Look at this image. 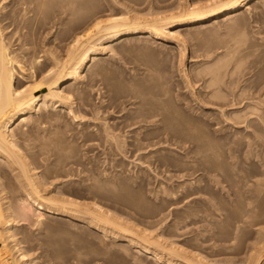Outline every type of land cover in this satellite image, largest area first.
<instances>
[{
	"label": "rangeland",
	"instance_id": "obj_1",
	"mask_svg": "<svg viewBox=\"0 0 264 264\" xmlns=\"http://www.w3.org/2000/svg\"><path fill=\"white\" fill-rule=\"evenodd\" d=\"M39 1L0 0V16L6 12L8 17L3 24L15 20L20 25V41L14 44L27 60L53 58L46 52L65 56L74 38L113 10L161 18L178 13L186 2H207L76 0L64 16L59 0H45L43 6ZM189 29L176 30L186 43L182 62L176 41L119 39L105 45L97 60L92 57L83 68L82 81L74 84V110L86 107L78 119L49 106L29 125L34 146L45 138L63 137L70 151L27 154L40 176L44 169L39 165L50 158V170L59 176L54 182L67 180L64 185L73 187L64 198L85 204L79 208L82 213L77 211L81 215L95 202L124 222L159 235L155 239L161 237V242H178L215 263L244 264L264 238V6L232 24ZM97 111L99 119L93 116ZM56 116L60 127L52 119ZM133 119L143 122L142 132L162 142L154 156L164 162L163 168L159 162L146 167L138 159L140 153L132 154L136 137L124 126ZM104 126L121 127L116 132L121 149L104 138ZM162 171H170L173 178ZM67 174H72L69 179ZM1 182L12 197L10 180L2 176ZM183 187L191 194L199 192L183 199L180 192L172 198L164 191ZM43 212L41 223L15 213L17 225L6 243L19 244L33 264H164L113 238V229L107 234L85 222Z\"/></svg>",
	"mask_w": 264,
	"mask_h": 264
},
{
	"label": "bare ground",
	"instance_id": "obj_2",
	"mask_svg": "<svg viewBox=\"0 0 264 264\" xmlns=\"http://www.w3.org/2000/svg\"><path fill=\"white\" fill-rule=\"evenodd\" d=\"M44 1H39V5L43 6L45 4ZM75 1L59 0L62 15H68V11L75 4ZM186 3L181 4L182 6L178 13L170 14L166 17L163 16L164 18H160V15H158L159 18H152L147 15L146 17L148 18L135 16L132 12V15L128 12L126 13L128 10L125 11L124 9L125 12L121 14H118L120 11L116 13L111 10L114 14L111 12V15L107 14L106 17L104 16L105 18L102 17L96 20L94 24L92 21L91 27L88 28V26L86 32L82 31V35L74 38L68 49L66 48L65 56L61 55L62 58H56L52 52H46L49 57H53L48 58V61H42L41 58L43 57L41 56H35L31 60H27L25 56L17 53L19 49L15 48L16 45L14 43L20 41V25L16 24L15 20H12L13 22L11 23L9 22L8 25H4L3 21L8 17H6V12H2L5 14L2 17L0 16V172L3 177L10 180L14 195L12 197L6 195L1 176L0 240L3 245L0 250V264H33L32 260L27 257L28 255L22 251V247H18L19 244L15 243L14 245L13 243V246L9 247L6 243L8 240H12L14 233L11 230L17 225L14 217L15 213L23 218H35L37 223H41L44 218L43 211L55 213V215L58 214L63 218H73L75 221L85 222L100 232H106L108 228L113 229V238L125 241L129 246L135 248L136 253L151 254L152 259L158 263L179 264L176 261H180L181 264H219L208 260L199 253L196 254V252L188 250L184 246L179 245L178 242L168 240L170 242L166 244L167 239L165 240L164 238L165 243L161 242V237H159L160 240L155 239L157 235L154 236V232L152 236L151 231L148 232L147 229H141L142 227L138 228L131 221V224L124 222L125 220L123 221L121 216V219H119L116 217L117 215L115 216L114 213L103 209L95 202H93L91 209L89 207L83 208L86 210V215H81L78 213L79 210L81 212L79 208L84 207L85 204L81 205L82 202H75L76 199L64 198L63 194L69 192V188L73 190V187L64 185L69 183L67 180L65 182L63 180V183L61 181L60 183L54 182L59 176L57 177L50 170L48 164L50 158H44L43 161L47 163L39 165V167L44 169L43 174L40 176V172L37 171L39 168L32 166L33 164L30 163L27 154L29 151L35 150H38L40 156L52 153L62 154L70 151L66 139L63 137H58L56 140H46L45 138V141H42L39 145L37 144L38 146H34L31 141L33 129L30 128L32 125L30 127L29 125L35 121L36 114L38 118L42 117L49 109V106L54 110L59 108L58 111L60 113H65L63 110H66L68 112L67 115H72L71 119H78L79 111L86 107H81L78 111L74 110L76 103L74 97L76 85L74 84L82 81L83 68L86 67L89 61H92V57L97 60L96 57L99 56L100 52L106 50L105 45L119 39L121 42L129 39L139 41L157 39L162 42L176 41L180 51L182 48V53L180 52L183 56L181 57L182 62V58L187 55L186 43L184 44L185 39L182 40L184 38L182 37L183 33L176 30L186 27L188 29L191 28L192 31H197V28L201 30L212 25L232 24L242 19L246 14L253 13L264 6V0H207L205 4L201 2L202 4L200 5L199 2L197 4ZM114 4L116 6L118 3ZM107 47L109 48V46ZM67 82L69 84L63 90V85ZM215 96L221 98L218 94ZM40 104L42 105L40 106ZM99 112L97 111L96 114H93L94 118L99 119L97 114ZM52 119L60 127V121L58 120L60 116ZM142 123V121L133 119L131 123L124 126L133 132L136 137L133 151L131 150L132 154L136 156L140 153L138 159L146 167L150 168L152 162H159L160 167L163 168L164 162L154 156L157 153L156 149L162 147V142L157 141L151 134L142 132ZM114 127L104 126V138L107 142L115 141L113 146L121 149V146H119L121 143L120 138L116 134L121 127ZM18 140L22 141L21 144L18 143ZM40 161L42 160L40 159ZM57 171L56 173L59 172ZM162 174L168 177L169 180L173 178L170 171H162ZM71 175L67 174L65 178L69 179ZM162 187L166 186L163 185ZM164 191L165 194L173 196L172 198H175L174 196L180 192L183 194V199L199 192L195 189L194 193L191 194V189L186 187L179 188L177 192L175 190L174 192L171 188L170 190L165 188ZM195 198H198V196L192 197V199ZM12 202L15 203L16 208H13ZM177 203L179 202L175 204ZM106 233L108 234V231ZM5 247H8L9 250L6 251ZM253 251L244 264H264V238L255 243ZM166 256L168 258L164 260Z\"/></svg>",
	"mask_w": 264,
	"mask_h": 264
}]
</instances>
